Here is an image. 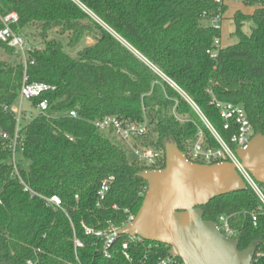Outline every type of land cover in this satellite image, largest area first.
<instances>
[{
    "label": "trees",
    "instance_id": "obj_1",
    "mask_svg": "<svg viewBox=\"0 0 264 264\" xmlns=\"http://www.w3.org/2000/svg\"><path fill=\"white\" fill-rule=\"evenodd\" d=\"M243 3L255 8L253 14L234 15L232 44L212 60L206 52L221 33L206 21L227 10L214 0H0V16L16 13L14 29L30 30L42 46L27 54L24 69L20 56L0 43V52L15 60L0 61V130L14 132L15 120L5 108L17 104L24 75L28 84L55 88L30 102L48 107L45 116L22 127L17 174L0 139V264H160L169 255L167 246L124 235L105 249L104 233L139 211L147 190L140 174L146 169L125 144L93 123L109 116L145 123L146 135L135 145L162 153L154 170L164 169L168 144L188 157L199 132L204 146L218 148L206 122L235 150L236 130H224L212 99L241 106L252 138L264 136V0ZM247 22L252 26L244 32ZM63 41L70 51L83 48L72 58ZM71 111L76 118L68 116ZM109 177L115 181L97 205ZM20 180L34 194L57 196L60 208L30 197ZM260 206L247 188L201 210L206 222L229 217L239 231V251L256 242L264 253V215L256 227L250 219ZM170 264L182 262L174 258Z\"/></svg>",
    "mask_w": 264,
    "mask_h": 264
},
{
    "label": "water",
    "instance_id": "obj_2",
    "mask_svg": "<svg viewBox=\"0 0 264 264\" xmlns=\"http://www.w3.org/2000/svg\"><path fill=\"white\" fill-rule=\"evenodd\" d=\"M236 155L241 167L263 185L264 136H254ZM165 157L164 169L140 174L147 183L141 207L118 235L167 246L182 264H251L257 243L239 251L238 242L204 221L201 210L216 198L247 190L235 166L191 163L173 144L165 146Z\"/></svg>",
    "mask_w": 264,
    "mask_h": 264
},
{
    "label": "built area",
    "instance_id": "obj_3",
    "mask_svg": "<svg viewBox=\"0 0 264 264\" xmlns=\"http://www.w3.org/2000/svg\"><path fill=\"white\" fill-rule=\"evenodd\" d=\"M234 0H214V2L223 6L228 2ZM224 19L223 16L217 14L210 19H207L206 24L213 28L214 30L221 33L222 23ZM0 43L6 45L10 49L14 50L16 55H19L23 61L24 69L27 65V54L34 49H40L37 47L29 38V35L25 31H16L14 27L18 24V16L16 13L11 12L4 16H0ZM221 40L219 37L214 38L212 42V47L206 54L212 59L216 60L218 52L222 49ZM33 64V62H31ZM55 88L48 86L46 84H28L27 78L24 75L22 85L19 92L18 102L16 105L10 108H5L8 110L15 120V129L12 135L7 134L0 130V139L6 142L7 149L12 154V164L15 174H17V161L19 160L23 152V142L24 136L22 134V127L25 123L31 121L38 115H46L47 103L41 102L35 108L29 107L30 109H24V104L30 105L32 99L38 98L44 93L53 91ZM211 105L218 110L221 120L224 122V130H230L232 127L235 128L236 133L231 138V144L235 147L233 151L228 147L214 132L211 126L206 122V125L211 129L215 139L219 143L218 148H211L204 146L202 143V134L199 132L197 134V140L191 149L189 156L186 157L191 163L200 165H216L222 163H230L235 166L236 171L244 180L247 188H250L257 196L260 207L256 212L250 214L251 224L253 227L257 225V219L260 214L264 215V184H258L251 177V175L241 167V163L236 155V151L244 150L248 146L250 140L252 139L253 129L249 122L244 109L239 105H234L232 103L220 102L212 99ZM70 118H76V112L71 111L68 113ZM94 127L101 132L111 133L113 137L122 142L130 150L133 158L141 166H143L145 171H156L153 168L156 167L162 153L154 148H140L135 145L137 140H141L145 137L147 129L146 124H129L123 123L116 117H105L96 120L93 123ZM71 140V139H69ZM114 177H109L105 179L100 189L97 193L98 204L104 200L105 195L109 192L111 185L114 182ZM20 183L23 185L24 191L28 192L30 197H38L42 199L47 206L54 208H60L61 202L57 196H52L46 198L37 194H34L21 180ZM134 217L130 216L127 222L121 228L110 227L107 233H104L105 238V249L109 248L115 238L118 235V231L133 221ZM219 231L223 236L236 240L239 231L231 227L230 219L226 216H221L216 224ZM86 234H93L90 229L85 228ZM100 236L101 234L96 233ZM133 242H144L138 237H129ZM237 241V240H236ZM75 247H81L78 241H75ZM127 245H123V249H126ZM105 256H107L106 250L104 251ZM125 258L128 256L124 254ZM174 258L168 255L160 264H170ZM31 264V263H28ZM251 264H264V253L257 251L255 252Z\"/></svg>",
    "mask_w": 264,
    "mask_h": 264
},
{
    "label": "rangeland",
    "instance_id": "obj_4",
    "mask_svg": "<svg viewBox=\"0 0 264 264\" xmlns=\"http://www.w3.org/2000/svg\"><path fill=\"white\" fill-rule=\"evenodd\" d=\"M225 7L227 8L226 12L224 13V21L222 23V28H221V36H220V40H221V46L222 47H226L228 45L232 44V41L230 40V33L232 30V21L231 19L234 17V15L237 12H240L242 14L245 15H251L253 14L255 8L253 7H248L246 5H244L243 0H234L232 3H226ZM251 23L247 22L244 24L243 26V31L244 32H248L250 30L251 27ZM29 35L30 40L39 48H41V44L39 43V41L35 40L33 38V33L28 30L26 32ZM50 38L52 39H56L57 37L55 35H52ZM93 43L90 42L89 40L86 41V45H92ZM63 47L66 51V53L69 54V56H71L72 58L76 57V54L78 51H80L83 47L81 46V48L79 47L78 49H76L75 51H70L66 48L65 46V42L63 41ZM0 61H4V62H14L15 60H13L11 57H7L5 54H3L2 52H0ZM30 105L28 104H24V109H30L29 108Z\"/></svg>",
    "mask_w": 264,
    "mask_h": 264
},
{
    "label": "crops",
    "instance_id": "obj_5",
    "mask_svg": "<svg viewBox=\"0 0 264 264\" xmlns=\"http://www.w3.org/2000/svg\"><path fill=\"white\" fill-rule=\"evenodd\" d=\"M233 1H231V2H228V3H232ZM245 15V14H244ZM223 19H224V16H223ZM221 39V38H220Z\"/></svg>",
    "mask_w": 264,
    "mask_h": 264
}]
</instances>
